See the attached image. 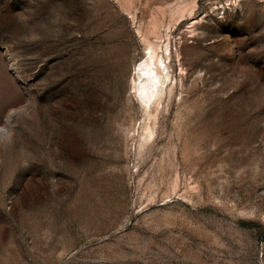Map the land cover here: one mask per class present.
<instances>
[{"label":"rangeland","instance_id":"374dc122","mask_svg":"<svg viewBox=\"0 0 264 264\" xmlns=\"http://www.w3.org/2000/svg\"><path fill=\"white\" fill-rule=\"evenodd\" d=\"M0 264H264V0H0Z\"/></svg>","mask_w":264,"mask_h":264},{"label":"bare ground","instance_id":"6f19581e","mask_svg":"<svg viewBox=\"0 0 264 264\" xmlns=\"http://www.w3.org/2000/svg\"><path fill=\"white\" fill-rule=\"evenodd\" d=\"M181 13L182 11L179 14ZM162 26L163 24L160 20H155L148 23L143 32L141 29L138 30L145 45L146 57L134 67L131 87L148 121L150 119L155 120L164 95L168 93V96H171L175 89L171 85L174 77L169 65L171 26L168 24L161 31ZM176 58L179 62L178 70L181 72L179 80L182 82L186 68L180 62L178 52L176 53ZM156 62L161 67H158ZM144 133L148 137L153 134V130L147 123L144 125Z\"/></svg>","mask_w":264,"mask_h":264}]
</instances>
